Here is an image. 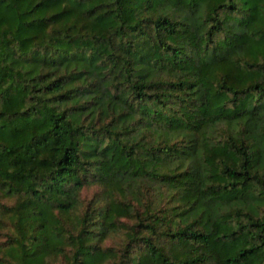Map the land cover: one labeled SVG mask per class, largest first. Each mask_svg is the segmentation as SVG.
<instances>
[{
	"label": "trees",
	"instance_id": "obj_1",
	"mask_svg": "<svg viewBox=\"0 0 264 264\" xmlns=\"http://www.w3.org/2000/svg\"><path fill=\"white\" fill-rule=\"evenodd\" d=\"M0 264H264V0H0Z\"/></svg>",
	"mask_w": 264,
	"mask_h": 264
}]
</instances>
